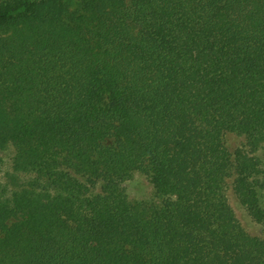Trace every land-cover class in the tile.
<instances>
[{
    "label": "trees",
    "instance_id": "1",
    "mask_svg": "<svg viewBox=\"0 0 264 264\" xmlns=\"http://www.w3.org/2000/svg\"><path fill=\"white\" fill-rule=\"evenodd\" d=\"M224 131L264 140V0H0V149L29 174L0 183V264H264Z\"/></svg>",
    "mask_w": 264,
    "mask_h": 264
},
{
    "label": "rangeland",
    "instance_id": "2",
    "mask_svg": "<svg viewBox=\"0 0 264 264\" xmlns=\"http://www.w3.org/2000/svg\"><path fill=\"white\" fill-rule=\"evenodd\" d=\"M222 141L228 152L234 156L239 150L248 156L258 160L256 186L258 192V203L264 211V140L253 142L246 134L235 131H224L222 133ZM15 148L12 143L6 144L0 149V183L7 186L9 190L23 184L29 177L21 171H15L13 166V157ZM235 173L226 178L224 183V191L234 215L250 236H256L264 239V214L261 220H257L249 211L247 205L241 202L234 187ZM125 194L132 201H149L156 200L154 186L150 176L142 171H133L131 175L122 184ZM97 189V187H96Z\"/></svg>",
    "mask_w": 264,
    "mask_h": 264
}]
</instances>
